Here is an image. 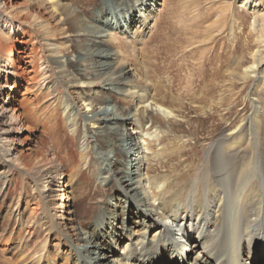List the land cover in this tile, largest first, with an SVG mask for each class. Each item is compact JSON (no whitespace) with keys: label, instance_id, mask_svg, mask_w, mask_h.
I'll return each instance as SVG.
<instances>
[{"label":"bare ground","instance_id":"1","mask_svg":"<svg viewBox=\"0 0 264 264\" xmlns=\"http://www.w3.org/2000/svg\"><path fill=\"white\" fill-rule=\"evenodd\" d=\"M43 2L49 18L39 16ZM66 2L21 0L0 8V54L12 55L17 40L9 45V37L15 33L16 39H21L19 45H25L22 51L31 47L24 60L17 57L22 68L8 60L15 80L14 85L7 86L6 96L12 106L8 121L17 131L21 129L19 125L35 129L40 112L19 89L25 84L27 90V84H32V89L42 90L49 73L41 53L29 57L34 51L30 41L35 39L30 36L31 30L48 37L51 54L60 56L67 51V23L83 26L79 12L70 10ZM112 2L116 9L124 6L125 10H120L124 19L118 21V28H105L96 34L99 45L94 42L85 48L89 53L99 51L96 46L103 48L97 52L99 59L89 57L87 61L94 64L90 78L83 80L86 76L77 68L81 59L76 63L68 60L61 66L65 77H70L76 86L67 96L58 94L49 105L46 103L47 110L41 115L44 123L40 124L46 138L25 141L27 156L19 158L14 155L15 140L7 143V137L2 138L0 133L1 152L10 153L13 149L15 158L11 163L17 165L22 176L35 171L28 175V187L23 186L18 193L16 210L13 215L7 214L5 228L0 231L5 250L12 249L14 255L4 264H264V0H207L208 13L215 14L207 37L201 43L190 38L183 48L189 49L190 54L201 50L199 60L205 52L213 51L208 61L209 78L218 90L211 93L208 104H203L200 94L174 93L170 80L162 86L147 77L148 67H153L152 58L143 54L141 47L151 32L150 23L155 22L160 0ZM200 3L196 0L197 6ZM61 8L67 9L63 22L56 16ZM113 43L120 46L110 49L109 44ZM128 59L133 63L126 62ZM198 65L203 67L202 63ZM187 84L181 89H188ZM77 85L114 89L117 103L121 104L114 112L100 117L96 106L104 102L96 104L82 97ZM17 96L21 100L15 105ZM183 97L189 98L192 118H206L204 123L189 117ZM0 107L3 114V108L9 105L0 103ZM83 109L94 113L85 120L91 123L90 129L103 128L104 135L97 132L93 137L78 128L83 120L79 111ZM114 122H118V127ZM60 124L72 135L74 143V138L77 140L76 164L71 158L66 163L60 161L59 151L52 149ZM111 130L130 147L131 161L127 153L123 154L122 163L129 165L132 175L123 182L124 176L114 175L113 167L104 165V176L99 173L97 179L112 182V190L106 189L115 193L110 199L137 209L139 214L130 226L108 233L103 241L90 230L103 228L102 222L113 216L112 210L96 212L92 214L94 221L85 219L80 223L70 199L74 198L73 181L91 156H97L100 164L105 161L103 151L111 146L107 140ZM190 153H194L192 162L187 158ZM114 157L120 158L117 149ZM167 167L172 169L167 171ZM45 177H58L59 199L53 208L42 191L48 184ZM32 203L38 204L41 212L24 219L25 207ZM55 207L61 212L59 216L51 213ZM89 211L86 215H91L92 210ZM50 233L55 236L52 245ZM106 240L110 243L103 246ZM88 244L92 247H84ZM96 247L104 248L101 255L86 260L85 256L98 250Z\"/></svg>","mask_w":264,"mask_h":264},{"label":"rangeland","instance_id":"2","mask_svg":"<svg viewBox=\"0 0 264 264\" xmlns=\"http://www.w3.org/2000/svg\"><path fill=\"white\" fill-rule=\"evenodd\" d=\"M20 1L21 0H0V8L2 7V5H16ZM44 1L53 3L57 0ZM66 3L69 4L70 10L79 12V17H81L84 21L83 26L78 27H73L69 23H67L66 28L68 30L66 31V45L64 46L67 51L64 52V54L62 53V55L60 56L52 55V46L51 42L49 41L50 39L48 37H45L41 31L31 30L32 33L30 36L34 37L35 39L33 41H30V44L33 45L34 51H31L32 53L29 55V57L32 58L34 53L36 54L35 56H38L39 53H41L45 59V62L49 66V73L45 76L46 80L43 83L44 86L42 90H37L36 87L35 89H32V84H27L28 89H25L29 93L27 92L25 94V84H22L23 89H19L21 93H24L22 94L25 96L24 98H27L30 102L32 101V103H34L35 107L37 108V111L40 110V112L38 113V121H36L37 127L35 126L36 128L33 130L30 127H22L19 125L18 127L21 129L20 131H17V128H14L12 126V122L8 121L12 106L11 100L6 96L9 90L7 86H12L15 84L13 71L10 70L11 66L8 60H13L16 65L15 67L22 68L23 65L18 63L17 57H20L24 60V56H27L31 47L28 46L27 50L22 51L21 48L25 45H19L21 39H16L18 38V36H16L15 33L9 37L11 40V43H9V45L17 40V44L14 46L15 50L12 55L10 56L6 53L0 54V70L2 71L0 72V103L2 106L9 105V107L3 108V114H0V133L2 134V138L7 137V143H10L13 139L15 140L12 144L13 148L16 149L14 151V155L19 158H25L27 156V154L24 152L25 141L33 140V138H35V142H37V138H46L41 134L40 124L44 123V121H42L41 115L45 114L49 105L48 102H51L52 98L58 94H64L65 96H67V92L71 89H74L76 86L71 83L70 77H65L63 70H61V66H65L68 60L76 63V60L81 59L82 62L76 63L78 66L77 68L79 69V72L82 76H86V78H84L83 80L90 78L93 73L94 64L90 65L87 61L89 60V57L94 58V60L95 58L99 59L97 54L100 53L103 48L102 46H96L95 49L99 48V51H90V53L86 52L85 48L94 44V42L96 45H99L98 42L100 41V38H98L99 35L96 34L98 32H101L102 29L105 28H118V21L124 19V15L120 13V10H125L123 8L124 6H122V8L119 7L116 9L112 0H92L91 3L86 2V0H67ZM44 4L45 3L43 2V9L40 10L41 13L39 14V16L49 18V13L45 12L44 10L46 8V4ZM91 4H98L99 7L94 8ZM208 8L209 3L207 2V0H201L199 6L196 5V0H160V6L158 8L159 11L154 19L155 22L152 21L150 23L151 32L146 36L145 45L141 47L143 48V54L145 52V54L148 55L147 57L152 58L150 59V61L152 60L151 62L153 67H148L147 73V77H149V79L157 82L162 86L167 85L166 81L170 80L172 81L171 90L174 93L180 92L182 95L186 96L192 94H200L198 97L201 101H203V104H208V98H210L211 93L218 90V87L213 86L209 78V73H211V71L208 61H210L209 57L213 51L211 50L210 53L209 51L205 52L202 61L199 60L201 50L196 49L193 54H190L189 49H184L183 47L187 46L190 43V38L192 39V41L197 43H201V41L206 39L208 30L213 24L215 15L208 13ZM66 10L67 9L61 8L56 13L57 18H60L61 22H63L64 18H66L67 16ZM84 27L86 28L84 29ZM222 39H220V41H222ZM24 40L27 41L28 39L25 38ZM118 46H120L119 43L109 44L110 49L117 48ZM123 50L125 51V48H123ZM147 61H149L148 58ZM126 62H131L130 64L133 63V61L130 59H128V61ZM198 63H202L203 67H199L200 65H198ZM136 68L138 71L137 66ZM29 77H32V75H30ZM185 82L189 83L187 84L188 89H186L188 91L181 89L185 85ZM34 84L35 83H33V85ZM93 86L94 85L86 87L85 85H77V88L82 97L85 96L87 97V99H90L96 104H98L100 101L104 102L103 105L96 106V114H98L100 117H103L104 113L114 112L119 108V105L121 103H117V95L114 89L108 91L106 87L104 88L102 86H95L93 88ZM22 87L18 86V88ZM35 94L37 95L36 98L33 97V95ZM188 97H183V102L185 105L184 110L189 115V117L192 118L193 109L190 108ZM16 100L17 102H15V105H18L21 100V96H17ZM3 101H6V103L4 104ZM16 109H18V106L16 107ZM79 113L83 120L82 122H80L78 128H80L81 130H86L87 132L92 134V136L94 135L93 137L96 136L97 132H99V134L101 135L105 134V129H90V127L92 126L91 123L89 121H85L86 119H91L92 114H94L92 111H86V109H83L80 110ZM197 118L194 117L192 119L197 120L198 123H204V120H206V118ZM193 120L191 121L193 122ZM111 124H109L108 126L113 128ZM113 125L118 127V122H114ZM62 128L63 126L61 124L57 128L56 144H51L52 149L59 151L57 156L60 161L66 163L68 159L71 158L73 164H76L79 161V157L77 154V140L74 138V143L71 138L72 135H70V133L65 128ZM81 137L82 134H80L77 139L80 140ZM107 140L108 144H110L111 146L108 147L106 151H103L105 152V157H103V160L105 158V161L100 164L101 161L97 158V156H91L89 163H86L84 165V168L77 174L73 181L72 185L74 198L70 199V202L72 201L75 206L77 219L80 223H83L85 219L86 221L93 220V215H95L96 212H103L104 209L112 210L113 216H109L107 219H104V221L102 222L103 228L97 227L90 230L91 233L98 236L99 240L103 241L104 236L108 233H116L121 231L122 228L130 226V223L132 221H135L136 217L139 214L137 209L133 207L124 205L121 202L117 204L116 201H112L110 199V196L114 195L115 193L111 191L108 193L106 191V189L109 188L110 190H112V182H101V178L97 179V176H100L99 173L104 176L102 174L103 171L101 170L104 165L109 168L113 167L114 175L120 174L121 176H124V178L122 179L123 182H127L129 180V177L132 175L129 165L126 166L122 163L123 156L127 153L128 155L126 156H128V161H131V159H129V155L131 154L128 150L130 149L129 145L127 146L124 140L117 134H115L113 130H111L110 133H107ZM46 148H48V146H46ZM49 149L51 148L49 147ZM115 149L120 152L119 159H115L114 157ZM1 150L2 149L0 143V231L5 228V223L7 222V214L13 215V211L16 210L18 193H20V190H22L23 186H25L26 188L28 187V175H32L33 173H35L34 170H30L28 173H26L27 176H22L17 165L11 163V160L15 158V156L13 155V149L10 153L8 151L2 153ZM20 154H23V157H20ZM193 154H187V158L190 162H192V160L194 159ZM97 160V163H93ZM171 164L174 165L175 162H172ZM167 168V171L172 169L171 167ZM46 179V182H48V184H45V186L47 187H43L42 191L44 195L48 197L47 201L49 202L50 207L53 208V206L58 204L59 199L56 192L58 177H47ZM120 197H122V195H120ZM25 209L26 210L23 214L24 219L31 217L30 214H40L41 212V207L38 204L33 203L27 205ZM89 210H92L91 215H86V213H90ZM59 211L60 210L56 207L55 209H51V213L56 214L57 216L61 214V212ZM85 215L90 217L87 218L85 217ZM44 236L46 237L45 233ZM54 237L55 236L50 233L49 245H52V243H54ZM109 243L110 241L106 240L102 245H108ZM6 247L7 246L4 245V242H1L0 238V264L11 261L14 256L12 249L5 250ZM82 247H80V249ZM84 247H92V244L84 245ZM96 249L98 250H96L93 254L91 253L85 256V259L91 260L96 257L98 258L104 250V248L98 247H96Z\"/></svg>","mask_w":264,"mask_h":264}]
</instances>
